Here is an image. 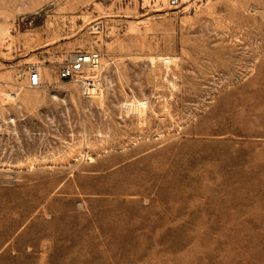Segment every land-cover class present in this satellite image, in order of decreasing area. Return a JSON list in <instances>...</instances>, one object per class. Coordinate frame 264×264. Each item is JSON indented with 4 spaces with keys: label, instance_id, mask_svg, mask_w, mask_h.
Wrapping results in <instances>:
<instances>
[{
    "label": "rangeland",
    "instance_id": "1",
    "mask_svg": "<svg viewBox=\"0 0 264 264\" xmlns=\"http://www.w3.org/2000/svg\"><path fill=\"white\" fill-rule=\"evenodd\" d=\"M0 264H264V0H0Z\"/></svg>",
    "mask_w": 264,
    "mask_h": 264
},
{
    "label": "built area",
    "instance_id": "2",
    "mask_svg": "<svg viewBox=\"0 0 264 264\" xmlns=\"http://www.w3.org/2000/svg\"><path fill=\"white\" fill-rule=\"evenodd\" d=\"M100 55L96 52H78L63 64L58 71L60 80H72L87 68H97L100 65ZM41 76L37 69L30 70L29 84L36 88L40 85Z\"/></svg>",
    "mask_w": 264,
    "mask_h": 264
}]
</instances>
